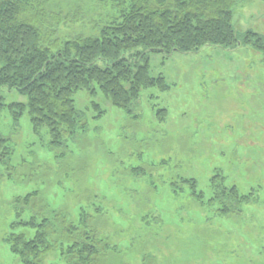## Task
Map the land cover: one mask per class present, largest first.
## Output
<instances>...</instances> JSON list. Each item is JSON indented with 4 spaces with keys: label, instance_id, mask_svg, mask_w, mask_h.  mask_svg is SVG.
<instances>
[{
    "label": "rangeland",
    "instance_id": "obj_1",
    "mask_svg": "<svg viewBox=\"0 0 264 264\" xmlns=\"http://www.w3.org/2000/svg\"><path fill=\"white\" fill-rule=\"evenodd\" d=\"M46 1L56 13L81 11L79 23L58 28L61 38L93 34L104 11L103 0ZM232 22L237 32L264 39V1L238 0ZM148 57L151 74H162L169 89H143L131 114L99 91H77L86 125L61 150L49 148L46 128L32 130L26 110L13 119L8 104L26 96L0 88V133L13 146L0 164V264H21L4 241L15 220L10 201L37 189L76 220L88 197L83 192L97 195L86 210L102 207L104 232L129 264H141L143 254L154 256L149 264H264V53L249 45L209 46ZM94 103L103 109L99 116ZM157 109H166L162 122ZM143 164L157 167L145 177L129 172ZM216 172L225 185L258 197L243 205L240 218L216 216L190 200L187 188L177 196L169 185L179 176L194 178L206 201ZM45 264L66 263L56 256Z\"/></svg>",
    "mask_w": 264,
    "mask_h": 264
},
{
    "label": "trees",
    "instance_id": "obj_2",
    "mask_svg": "<svg viewBox=\"0 0 264 264\" xmlns=\"http://www.w3.org/2000/svg\"><path fill=\"white\" fill-rule=\"evenodd\" d=\"M237 2L103 0L104 11L94 21L93 34L61 38L58 28L79 23L80 9L56 13L46 0H0V88L17 90L27 98L8 104V110L15 121L26 110L32 130L46 128L49 148L61 150L66 142L80 137L79 130L86 125L75 106L77 91L91 95L99 91L112 105L131 114L143 89H169L162 74H151L150 52L168 57L197 53L204 45L225 49L249 45L264 53L260 34L235 30ZM4 106L0 97V112ZM94 107L99 116L103 109L96 103ZM165 112L157 109L158 121L164 120ZM12 153L9 139L0 133V164H6ZM156 167L143 164L129 172L145 177L148 169ZM210 181L213 195L206 201L203 191L196 192L194 178L179 176L169 185L177 196L187 188L190 200L216 216L240 218L244 204L258 202L252 192L240 193L235 184L225 185L217 172ZM88 191L83 192L88 197L77 220L68 207H52L38 189L10 201L15 220L9 223L4 241L21 264H45L56 256L66 264H129L126 252L104 232L102 207L86 210L97 196ZM153 257L143 254L141 264H149Z\"/></svg>",
    "mask_w": 264,
    "mask_h": 264
},
{
    "label": "water",
    "instance_id": "obj_3",
    "mask_svg": "<svg viewBox=\"0 0 264 264\" xmlns=\"http://www.w3.org/2000/svg\"><path fill=\"white\" fill-rule=\"evenodd\" d=\"M208 47V45H204L202 48H201V50H203V49H205V48H207Z\"/></svg>",
    "mask_w": 264,
    "mask_h": 264
}]
</instances>
